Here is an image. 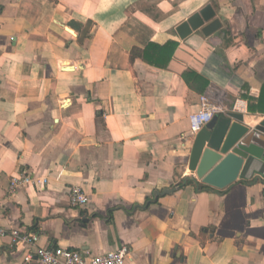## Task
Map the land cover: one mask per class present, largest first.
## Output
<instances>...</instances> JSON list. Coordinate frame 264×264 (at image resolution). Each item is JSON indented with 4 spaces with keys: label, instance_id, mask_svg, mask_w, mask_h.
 Listing matches in <instances>:
<instances>
[{
    "label": "crops",
    "instance_id": "crops-1",
    "mask_svg": "<svg viewBox=\"0 0 264 264\" xmlns=\"http://www.w3.org/2000/svg\"><path fill=\"white\" fill-rule=\"evenodd\" d=\"M207 4L221 27L181 39L176 26ZM170 39L166 68L130 59ZM262 87L264 0H0V225L37 237H1L0 264L33 263L38 247L123 245L125 264H264V179L203 183L183 137L204 93L258 124L249 101ZM21 171L34 181L10 191ZM73 185L85 206L70 204Z\"/></svg>",
    "mask_w": 264,
    "mask_h": 264
},
{
    "label": "water",
    "instance_id": "water-1",
    "mask_svg": "<svg viewBox=\"0 0 264 264\" xmlns=\"http://www.w3.org/2000/svg\"><path fill=\"white\" fill-rule=\"evenodd\" d=\"M69 27L77 28L78 22L70 20L66 29L71 31ZM220 27L213 7L207 4L177 25L176 32L183 39L198 29L209 36ZM188 166L197 179L218 189L242 178L264 179V119L248 126L244 115L236 111L214 115L195 134Z\"/></svg>",
    "mask_w": 264,
    "mask_h": 264
},
{
    "label": "built area",
    "instance_id": "built-area-1",
    "mask_svg": "<svg viewBox=\"0 0 264 264\" xmlns=\"http://www.w3.org/2000/svg\"><path fill=\"white\" fill-rule=\"evenodd\" d=\"M200 108L189 116V130L183 135L185 139H194L195 134L208 123L214 115H223L228 112L222 104L220 95L204 93L199 98ZM34 181L25 171L13 175L10 179V191H15L23 185ZM46 182L45 178L37 179L39 185ZM69 200L73 206H85L88 196L81 187L73 185L69 189ZM8 236L14 247L25 243H34L37 240L35 233H21L18 229H5L0 225V238ZM130 253L127 246L123 245L115 250L101 254H92L87 250L72 249L66 247H38L35 261L31 262V256L24 260L27 264H125Z\"/></svg>",
    "mask_w": 264,
    "mask_h": 264
},
{
    "label": "trees",
    "instance_id": "trees-1",
    "mask_svg": "<svg viewBox=\"0 0 264 264\" xmlns=\"http://www.w3.org/2000/svg\"><path fill=\"white\" fill-rule=\"evenodd\" d=\"M227 30H224L226 33ZM178 41L174 39L168 40L164 44H159L155 41H149L144 48L133 47L130 50V59L141 58L144 62L160 67L166 68L170 61ZM182 78L185 83L194 91L201 92L206 85L205 79L193 70H187L182 73ZM264 89L262 87L258 105H253L249 101L250 111L264 112Z\"/></svg>",
    "mask_w": 264,
    "mask_h": 264
}]
</instances>
